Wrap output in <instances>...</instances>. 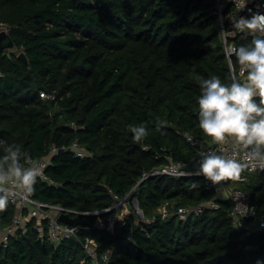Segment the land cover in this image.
<instances>
[{
    "label": "trees",
    "instance_id": "obj_1",
    "mask_svg": "<svg viewBox=\"0 0 264 264\" xmlns=\"http://www.w3.org/2000/svg\"><path fill=\"white\" fill-rule=\"evenodd\" d=\"M231 9L227 2L224 13ZM0 22L14 42L0 45V140L32 157L51 144L65 148L45 168L52 181L36 179L35 198L79 210L106 207L169 156L189 161L196 147L186 131L210 137L198 122L197 78L231 80L216 0H0ZM251 38L239 33L234 40ZM233 61L239 65L235 55ZM139 123L148 134L137 141L129 124ZM74 141L91 154L76 155ZM4 150L0 143V157ZM263 184L264 171L245 184L260 207ZM138 185L153 205L178 198L175 209L213 196L201 175L157 174ZM217 200V208L185 219L174 211L150 220L128 214L113 232L95 225L105 213L79 214L86 226L78 235L93 236L100 252L111 250L107 264H255L264 257V232L246 234L233 224L232 201ZM14 212V204L0 208V236ZM33 223L0 244V264H89L77 238L54 247Z\"/></svg>",
    "mask_w": 264,
    "mask_h": 264
},
{
    "label": "clouds",
    "instance_id": "obj_2",
    "mask_svg": "<svg viewBox=\"0 0 264 264\" xmlns=\"http://www.w3.org/2000/svg\"><path fill=\"white\" fill-rule=\"evenodd\" d=\"M248 2L236 0L237 9L245 8ZM249 12L251 15H230L233 34L251 33L250 42L232 44L226 50L229 58L235 54L241 71H246L244 79L233 75L225 82L219 74L197 78L199 126L215 142L232 144L228 150L201 151L199 171L213 182L238 177L249 163L264 165V11ZM129 128L137 141L148 134L144 123L129 124ZM0 143L5 145L0 157V208H4L12 195L25 196L33 190L41 169L21 145ZM241 149L247 150V162L241 158ZM255 264H264V257H257Z\"/></svg>",
    "mask_w": 264,
    "mask_h": 264
},
{
    "label": "built area",
    "instance_id": "obj_3",
    "mask_svg": "<svg viewBox=\"0 0 264 264\" xmlns=\"http://www.w3.org/2000/svg\"><path fill=\"white\" fill-rule=\"evenodd\" d=\"M229 2L232 5V9L228 14L224 13V9ZM217 12L219 14L220 20V36L223 44V49L226 55V60L230 69L231 78L233 75H236L240 79H244L246 71H241V66L234 64L232 54L231 58L227 55V48L232 44H236L234 37L238 35L239 31H236L233 34V23L230 14H235L237 17L239 15H251L249 9L254 11H264V0H249L248 5L243 9H237L236 0H216ZM226 20H228L226 22ZM0 29H7V25L0 22ZM251 34V33H249ZM0 74H2L0 70ZM39 94L42 97L53 98V93H48L44 90H41ZM72 125H75L72 122ZM185 139L193 146L196 147L194 155L189 159V161L200 157L202 150L207 149H216V150H228L232 147L231 143L221 145L215 142L211 137L205 138L194 134L193 132L186 131L184 133ZM191 137V139H189ZM71 149L75 152L76 155L85 156L90 155L91 153L86 150L82 145L77 141H74L71 144ZM59 150L54 144H51L46 152L38 157H33V159L38 162L40 167V173L37 178L51 182L52 179L45 172V168L51 162V158L54 153ZM241 158L246 162L248 161V155L246 149L240 150ZM187 161V162H189ZM186 162V163H187ZM186 163H181L173 160L171 156L163 162L162 164L154 166L151 170L144 171L140 178L135 182V184L122 196L113 194V200L110 205L93 210H79L69 206H65L59 202L51 201H42L35 198L32 192L26 194L25 196L14 194L10 197L6 206L10 204L15 205V212L11 224L7 225L0 236V244L6 245L9 235L13 234L17 229L25 230L27 228V222L29 219H34L33 227L36 229L38 236L40 238H47V240L55 247L59 245L65 238H77L84 249L86 254V259L89 261V264H107L110 258V251L106 250L100 252L97 248L96 239L89 235L85 234L84 236H79V230L86 225L76 224L72 225L67 222L58 221L59 214L63 212L69 213L71 216H76L79 214H100L105 213L103 217H99L95 225L97 227L106 228L109 231L113 232L117 225H122L125 222V218L128 214H134L136 219L144 218L150 220V217L139 214L141 209L135 207L133 210H130L132 205L131 201L128 198L131 190L136 188L138 184L145 178L151 175L157 174H167L171 176H181V175H201L204 178L205 187L211 191H215L220 185L228 192V195L225 198H229L232 201V207L230 209V215L232 217L233 224L242 228L246 234L252 232H264V206H259L258 202L253 198L251 191L245 187V184L248 181L249 175L256 172L264 171V165L252 164L249 163L248 167L244 168L238 177H226L220 181L213 182L210 179L206 178L199 170L188 171L183 168ZM264 189V184H263ZM134 202V199L132 200ZM168 203V201L166 202ZM5 206V207H6ZM219 202L217 197L212 196L208 199H205L195 205H178L175 209V213L180 219H185L189 214H200L205 209L208 208H217ZM159 213L161 216H166L169 214V211L165 206L159 207ZM252 215L253 218L246 220V216ZM82 262H85L83 259Z\"/></svg>",
    "mask_w": 264,
    "mask_h": 264
},
{
    "label": "rangeland",
    "instance_id": "obj_4",
    "mask_svg": "<svg viewBox=\"0 0 264 264\" xmlns=\"http://www.w3.org/2000/svg\"><path fill=\"white\" fill-rule=\"evenodd\" d=\"M138 187L139 185L133 190H131V192L128 195V198L131 201L130 204L132 205V207H130V210H133L135 207H139L141 209L139 217H141V214H144V216L150 217L151 214L159 213V207H163V206L167 208L169 213L172 211H175L174 205L178 201V198L169 199V200L160 202V204L153 205L148 200H145V201L143 200L144 194H141V192L139 193ZM212 194L213 196L217 198H225L228 195V192L224 189L223 186L220 185L215 191H213ZM133 199H134V202H132ZM167 201L168 203H166Z\"/></svg>",
    "mask_w": 264,
    "mask_h": 264
},
{
    "label": "water",
    "instance_id": "obj_5",
    "mask_svg": "<svg viewBox=\"0 0 264 264\" xmlns=\"http://www.w3.org/2000/svg\"><path fill=\"white\" fill-rule=\"evenodd\" d=\"M228 20H226L227 22ZM0 45L2 47H8V48H12L14 46V42L10 36L9 31L5 30V29H0ZM18 57L21 58L23 60V62H27V56L24 53V51H20L18 53ZM65 148L64 147H60L59 148V152L63 151ZM199 157L187 162L183 168L188 170V171H196L199 170ZM246 220H250L253 218L252 215H248L245 217ZM58 221H63V222H67L70 223L72 225H76V224H81V225H86V222L84 220H82L78 215L76 216H71L69 213L67 212H63L61 214H59L58 216Z\"/></svg>",
    "mask_w": 264,
    "mask_h": 264
}]
</instances>
